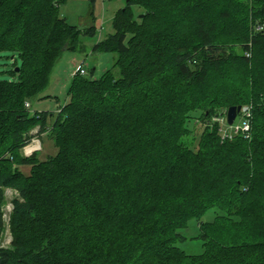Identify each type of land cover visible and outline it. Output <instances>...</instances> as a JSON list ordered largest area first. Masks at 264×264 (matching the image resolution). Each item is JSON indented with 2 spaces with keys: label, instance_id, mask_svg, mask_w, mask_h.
I'll use <instances>...</instances> for the list:
<instances>
[{
  "label": "trees",
  "instance_id": "trees-1",
  "mask_svg": "<svg viewBox=\"0 0 264 264\" xmlns=\"http://www.w3.org/2000/svg\"><path fill=\"white\" fill-rule=\"evenodd\" d=\"M65 2L0 0V58L21 62L0 81V205L19 194L0 264H264V0H126L94 46L115 65L75 75L48 125L54 114L26 104L95 33L67 23ZM239 106L252 107L248 136L205 129L197 150L183 143L191 113ZM36 128L59 149L42 163L22 154ZM215 208L204 253L188 256L180 231Z\"/></svg>",
  "mask_w": 264,
  "mask_h": 264
},
{
  "label": "rangeland",
  "instance_id": "rangeland-1",
  "mask_svg": "<svg viewBox=\"0 0 264 264\" xmlns=\"http://www.w3.org/2000/svg\"><path fill=\"white\" fill-rule=\"evenodd\" d=\"M125 5L126 0H66L60 7V14L67 23L83 30L94 27L95 33L93 36L82 34L78 49L76 51L68 50L63 53V56L53 70L49 87L37 98L29 101L31 114L42 112L54 114L47 121L48 125L54 124L57 119L56 113L60 110L59 106L63 107L69 102L70 85L78 67L82 66L85 69L86 75L84 76L91 77L92 75L94 79H100L106 71L113 68L117 55L96 52L94 51V46L97 42L105 40L110 34L114 33L113 19L117 11L124 8ZM134 12L138 14L140 10L135 7ZM248 45L251 46V43H248ZM230 52L238 56L242 54L240 46H236ZM246 55L249 56V54ZM15 59L11 54H2L0 58V81L13 82L18 79L17 76L11 74V71H16L21 64L20 60L17 59L18 67L14 66ZM225 114H227V109H219L211 119H204L205 117L202 116L201 111L191 113L187 122L189 133L188 136L183 138V143L190 146L193 150H197L198 143L201 141L205 129L217 131L222 140L244 136L240 128L235 132V128L241 125L240 118L236 120L234 127L227 125L225 122L223 123L222 120V124L217 121L220 117L222 119L225 118ZM39 130V128H36L29 133L30 139L25 148L33 142L40 140L41 149L32 153L31 156L36 155L37 160L42 163L51 157L57 156L59 149L50 135L40 133ZM23 150L22 154L24 155ZM20 171L26 175H30L31 166H20ZM18 197L17 191L7 189L4 193L3 202L0 205V248L3 249L11 247L10 214L13 211V201ZM218 215H221V211L215 208L209 210L198 219L193 218L189 220L186 228L180 231V234L186 240L177 243V247L188 256L202 255L204 247L199 238L200 225L203 223H213ZM77 247L78 245L73 248L77 249ZM81 250L82 246L77 251L80 252Z\"/></svg>",
  "mask_w": 264,
  "mask_h": 264
},
{
  "label": "built area",
  "instance_id": "built-area-1",
  "mask_svg": "<svg viewBox=\"0 0 264 264\" xmlns=\"http://www.w3.org/2000/svg\"><path fill=\"white\" fill-rule=\"evenodd\" d=\"M258 30H264V25L262 27H258ZM86 75V71L84 68H82V66L78 67V69L75 71V75ZM26 107L29 108L30 104L27 103ZM228 113V111H227ZM252 107L250 106H246V107H242L241 112L238 114L236 120L238 118H240V124L237 128H235V132L238 131V129L240 128V130L242 131L244 136H248L249 133L251 132V120H252ZM221 120L223 121V123L225 122L227 125V114H225V118L222 119V117L218 118L217 121H219L221 123ZM235 120V122H236ZM234 124L231 127H234ZM222 124V123H221ZM231 138V137H230ZM232 139V138H231ZM41 149V142L40 140H38L37 142H33L32 144L28 145V147L24 148L23 152L24 155L26 157H30L32 153L39 151Z\"/></svg>",
  "mask_w": 264,
  "mask_h": 264
},
{
  "label": "water",
  "instance_id": "water-1",
  "mask_svg": "<svg viewBox=\"0 0 264 264\" xmlns=\"http://www.w3.org/2000/svg\"><path fill=\"white\" fill-rule=\"evenodd\" d=\"M18 72V69H17ZM242 107H231L228 109L227 113V123L229 126H232L238 116V114L241 112Z\"/></svg>",
  "mask_w": 264,
  "mask_h": 264
},
{
  "label": "crops",
  "instance_id": "crops-1",
  "mask_svg": "<svg viewBox=\"0 0 264 264\" xmlns=\"http://www.w3.org/2000/svg\"><path fill=\"white\" fill-rule=\"evenodd\" d=\"M30 106H31V105H30ZM60 107H61V106H59V109H60ZM44 134H45V133H44ZM44 134H42V135H44Z\"/></svg>",
  "mask_w": 264,
  "mask_h": 264
},
{
  "label": "bare ground",
  "instance_id": "bare-ground-1",
  "mask_svg": "<svg viewBox=\"0 0 264 264\" xmlns=\"http://www.w3.org/2000/svg\"><path fill=\"white\" fill-rule=\"evenodd\" d=\"M33 133V132H32ZM38 134H39V132H38Z\"/></svg>",
  "mask_w": 264,
  "mask_h": 264
}]
</instances>
